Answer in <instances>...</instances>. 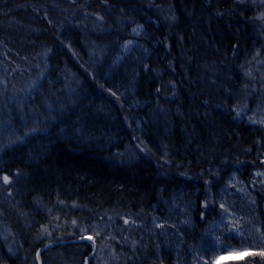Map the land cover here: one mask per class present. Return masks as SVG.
<instances>
[{
  "label": "trees",
  "instance_id": "trees-1",
  "mask_svg": "<svg viewBox=\"0 0 264 264\" xmlns=\"http://www.w3.org/2000/svg\"><path fill=\"white\" fill-rule=\"evenodd\" d=\"M13 79L32 93L0 118V264H264V0H0ZM234 181L261 241L216 261Z\"/></svg>",
  "mask_w": 264,
  "mask_h": 264
},
{
  "label": "rangeland",
  "instance_id": "rangeland-1",
  "mask_svg": "<svg viewBox=\"0 0 264 264\" xmlns=\"http://www.w3.org/2000/svg\"><path fill=\"white\" fill-rule=\"evenodd\" d=\"M136 30L137 31L134 32V35L136 37H140L142 28L137 27ZM131 40L133 41L132 45H129L128 49L125 51L131 50L139 43V40H136V38ZM31 90L32 89L26 86L25 83L19 84V80L18 82H16V80L14 79L11 81V84L9 86L7 85L5 89L0 90V118H3L4 109H7L9 112H11L10 109L12 108H16L18 109V111H22L24 105H27L26 103H28V97H30V94L32 93ZM17 101H22V104H18ZM9 114L7 115V117H9ZM2 123L3 122L0 119V126L2 125ZM256 176L258 178V182L264 184V169L258 171L256 173ZM225 191V194L227 195L226 200L228 205H225V207L221 210L218 222L215 223L209 231L211 234L210 241L213 242L214 247H216L219 251L216 261L226 258H232L234 256H240L250 248V246H248L247 244H244L246 248H244V246L239 247L230 244H227L228 246H226L225 244H222L220 239L217 240V237L220 238L222 237V235L234 236L254 246L256 245V243H259L261 241L259 228L251 218L250 213L245 211L246 214H244V212H242V209L238 205H233L235 203V200H239L241 202L243 201L242 199L247 196L246 187H244L241 183L234 181L229 184ZM241 195L246 196L242 198ZM245 202L247 203V201ZM262 242H264V239H262ZM227 251L231 254L229 253L227 255H220V253Z\"/></svg>",
  "mask_w": 264,
  "mask_h": 264
},
{
  "label": "snow or ice",
  "instance_id": "snow-or-ice-1",
  "mask_svg": "<svg viewBox=\"0 0 264 264\" xmlns=\"http://www.w3.org/2000/svg\"><path fill=\"white\" fill-rule=\"evenodd\" d=\"M173 20H175V17H173ZM140 27H142V26H140ZM133 31L136 32L137 30L134 28ZM137 34H139V33H137ZM132 43H133L132 40H128V41H127V44L124 45L125 50H127V49H128V46H129V45H132ZM119 59H122V58H119V57H118V58H117V61H114L113 63L118 62ZM142 66H143L144 68H147V65H146V64H145V65H142ZM36 86H37V85H36V82H33V87H36ZM42 86H43V85H40V87H42ZM100 87L103 88V85H101ZM118 90H119V89H117V91H118ZM107 91H108L113 97H116L117 100L120 99V97L117 96V92H116V91H113L112 88H108ZM157 92H160V88H157ZM17 103H18V104H22V101H17ZM49 107H51V106L49 105ZM162 111H165V112H166L167 110H162ZM250 119H251V118H250ZM254 122H255V121H254ZM45 130H46V129H45ZM33 131H35V129H33ZM77 139H78V138H77ZM141 143H143V141H141ZM148 154H151L150 151L148 152ZM23 175H24V174H23V172H22V173L20 174V178H19V179H22V178H23ZM3 179H4V181L7 182V181L9 180V177H8V176H4ZM18 182H19V181H18ZM204 207H205V209H207V208L211 207V205H209L207 201H204ZM219 207L223 209V208H224V205H223V204H220ZM125 222L127 223V220H126ZM73 223H76V222L73 221ZM160 227H161V228H164V225L161 224ZM83 238H84V237H82V239H83ZM87 239H88L89 241H91V237H87ZM218 239H219V238L217 237V240H218ZM39 255H40V254L37 253V256H38V257H39Z\"/></svg>",
  "mask_w": 264,
  "mask_h": 264
},
{
  "label": "bare ground",
  "instance_id": "bare-ground-1",
  "mask_svg": "<svg viewBox=\"0 0 264 264\" xmlns=\"http://www.w3.org/2000/svg\"><path fill=\"white\" fill-rule=\"evenodd\" d=\"M254 183H255V184H258V185H264V184L258 182V178H257L256 174H255V178H254ZM225 193H226V191H224V197L227 196ZM225 199H226V198H225ZM224 203H225V204H223L224 207H225V205H226V206L228 205V204H227V200H225ZM249 245H252V244L249 243ZM253 246H254V245H252V246H250V247H253Z\"/></svg>",
  "mask_w": 264,
  "mask_h": 264
}]
</instances>
